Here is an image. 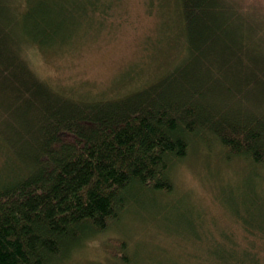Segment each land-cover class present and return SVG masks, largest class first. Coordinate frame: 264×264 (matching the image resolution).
<instances>
[{"label": "trees", "instance_id": "obj_1", "mask_svg": "<svg viewBox=\"0 0 264 264\" xmlns=\"http://www.w3.org/2000/svg\"><path fill=\"white\" fill-rule=\"evenodd\" d=\"M171 2L178 61L99 98L55 88L29 53L86 36L71 30L78 17L103 20L107 2L0 0V264H59L143 195L172 192L170 173L193 139L245 161L221 206L242 228L243 246L231 244L247 264L264 257V11ZM224 226L222 239L235 235ZM211 248L224 258L219 243Z\"/></svg>", "mask_w": 264, "mask_h": 264}, {"label": "rangeland", "instance_id": "obj_2", "mask_svg": "<svg viewBox=\"0 0 264 264\" xmlns=\"http://www.w3.org/2000/svg\"><path fill=\"white\" fill-rule=\"evenodd\" d=\"M103 1V20L79 16V26L71 29L86 36L67 48L30 51L33 67L55 88L75 96L121 95L161 75L181 56L182 39L171 37L179 30L172 0ZM231 1L264 11V0ZM229 159L216 143L208 148L193 139L170 173L172 192L143 195L119 221L85 238L59 264H247L241 248L231 244H239L242 228L221 206L236 189V176L246 171L245 161ZM228 223L235 235L222 239L218 233ZM218 243L222 260L211 256V245ZM225 251L235 254L233 260Z\"/></svg>", "mask_w": 264, "mask_h": 264}]
</instances>
